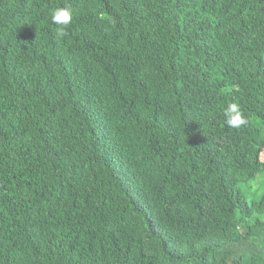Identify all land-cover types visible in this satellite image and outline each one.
Wrapping results in <instances>:
<instances>
[{
	"label": "trees",
	"instance_id": "16d2710c",
	"mask_svg": "<svg viewBox=\"0 0 264 264\" xmlns=\"http://www.w3.org/2000/svg\"><path fill=\"white\" fill-rule=\"evenodd\" d=\"M262 151L264 0H0V264H264Z\"/></svg>",
	"mask_w": 264,
	"mask_h": 264
},
{
	"label": "clouds",
	"instance_id": "9594fccd",
	"mask_svg": "<svg viewBox=\"0 0 264 264\" xmlns=\"http://www.w3.org/2000/svg\"><path fill=\"white\" fill-rule=\"evenodd\" d=\"M72 21V11L66 7H60L53 9L51 13V22L55 25L67 26ZM57 35H65V30L63 27L57 28ZM223 115L225 123L229 128L239 129L241 126L247 123L244 118L242 111L237 103H229L223 108Z\"/></svg>",
	"mask_w": 264,
	"mask_h": 264
},
{
	"label": "rangeland",
	"instance_id": "374dc122",
	"mask_svg": "<svg viewBox=\"0 0 264 264\" xmlns=\"http://www.w3.org/2000/svg\"><path fill=\"white\" fill-rule=\"evenodd\" d=\"M261 158L264 159V151L260 154ZM258 180V181H257ZM249 185L252 186V190H255L257 193L264 192V177L258 176L257 179L253 180Z\"/></svg>",
	"mask_w": 264,
	"mask_h": 264
}]
</instances>
